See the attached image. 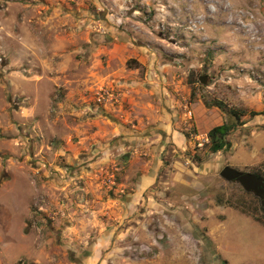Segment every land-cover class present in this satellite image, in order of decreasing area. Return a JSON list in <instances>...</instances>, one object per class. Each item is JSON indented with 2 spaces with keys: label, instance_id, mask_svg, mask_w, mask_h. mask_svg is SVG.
Returning a JSON list of instances; mask_svg holds the SVG:
<instances>
[{
  "label": "rangeland",
  "instance_id": "374dc122",
  "mask_svg": "<svg viewBox=\"0 0 264 264\" xmlns=\"http://www.w3.org/2000/svg\"><path fill=\"white\" fill-rule=\"evenodd\" d=\"M215 102L245 124L207 154L197 132L229 119ZM250 111H264V0H0V264H264V200L218 175L264 177ZM156 118L188 134L183 151ZM133 138L159 164L126 217L113 202Z\"/></svg>",
  "mask_w": 264,
  "mask_h": 264
},
{
  "label": "crops",
  "instance_id": "0c3cea01",
  "mask_svg": "<svg viewBox=\"0 0 264 264\" xmlns=\"http://www.w3.org/2000/svg\"><path fill=\"white\" fill-rule=\"evenodd\" d=\"M156 119L157 120H154L152 122L157 121V123L160 126V130L162 131L164 137H166V139L170 143H172L176 148L180 149V151H183L185 149L186 143H187L186 138L183 136V134L175 131L174 124L171 121L165 122L166 120L163 118H156ZM222 123H220V124H222ZM215 126H217V125H215ZM196 128H197V125H196ZM210 129H208L207 132ZM207 132H202V133L197 132V135L206 134ZM116 134H118V132H113L112 136H114ZM160 143H163V141H160ZM126 146H127L126 149L131 148V151H130V153H129L130 155L128 157L125 156L123 158L124 163H123V167L121 168V172L119 173V176H118V185L116 188V191L118 193L116 195L117 199H114L115 201L113 203L115 205H118V206L122 205L124 214L126 215V217H129V215H131L133 213V211L135 212L137 210L138 205H140V202L142 201V199L146 195V192L149 189H151L156 182V177H157L156 173L158 170V164L159 163L157 162L155 155L157 153L159 146L153 147L151 145V148L154 152L153 153L154 156L151 160L142 161V163L139 162V159H140L139 156L140 155H147V154L151 153L150 148H148L149 147L148 140H146V143L144 146H141V142L139 140L137 141L135 138H133V140H131L130 143ZM124 147H125V143H122L119 145L118 150L123 151ZM110 153H111V149H108V150H106L105 155H103L102 161L106 162L104 164L105 167L108 166L109 162H112L111 158L109 156V155H111ZM74 166L77 167L78 163L75 162ZM79 168L80 167L75 169L76 175H77ZM200 169L198 171H200ZM203 170H204V168H203ZM44 176H47L46 172L44 173ZM132 176L134 177V180H132V182H131L130 177H132ZM57 179H58V181L56 180V182H58V185L63 183L62 182L63 180L61 178H57ZM121 200H122V203H121ZM177 256L179 257L180 260H175L174 262H171V261L168 262L167 261V262H165V264H186V262L184 261L185 259L182 257V254L177 255Z\"/></svg>",
  "mask_w": 264,
  "mask_h": 264
},
{
  "label": "trees",
  "instance_id": "16d2710c",
  "mask_svg": "<svg viewBox=\"0 0 264 264\" xmlns=\"http://www.w3.org/2000/svg\"><path fill=\"white\" fill-rule=\"evenodd\" d=\"M214 107L222 110L225 114L229 116V119L225 120L222 124L212 127L207 132V137L209 138V144L206 145V153H216L219 151H223L229 148V143L227 141V136L229 135L232 128L237 125H244L245 122L242 121V117L246 114L245 112H238L237 110H227L220 104L219 102H215L213 104ZM249 119H253L258 116H264V111L254 112L250 111L247 113ZM230 121V122H229ZM231 123V124H230ZM185 138H188V134H184ZM193 160L195 162H200L201 159L199 156H194ZM264 210V208H262Z\"/></svg>",
  "mask_w": 264,
  "mask_h": 264
},
{
  "label": "water",
  "instance_id": "95a60500",
  "mask_svg": "<svg viewBox=\"0 0 264 264\" xmlns=\"http://www.w3.org/2000/svg\"><path fill=\"white\" fill-rule=\"evenodd\" d=\"M199 81L204 84L203 78ZM219 177L226 182L237 183L247 192L252 193L260 200H264V177L259 174L239 171L230 166H224L218 173Z\"/></svg>",
  "mask_w": 264,
  "mask_h": 264
},
{
  "label": "built area",
  "instance_id": "2783aa9c",
  "mask_svg": "<svg viewBox=\"0 0 264 264\" xmlns=\"http://www.w3.org/2000/svg\"><path fill=\"white\" fill-rule=\"evenodd\" d=\"M199 141L200 142H199L198 146L203 145L205 143H208L209 138L205 135ZM116 171H117V169L115 167H113L109 171L105 172V174L103 175V181H102L104 185L109 186V187H113L116 185V174H115ZM48 172L49 173H51V172L59 173V175H58L59 177L60 176H67L69 174L67 167H62V168L58 167V168H54V169H49Z\"/></svg>",
  "mask_w": 264,
  "mask_h": 264
},
{
  "label": "flooded vegetation",
  "instance_id": "af4514ba",
  "mask_svg": "<svg viewBox=\"0 0 264 264\" xmlns=\"http://www.w3.org/2000/svg\"><path fill=\"white\" fill-rule=\"evenodd\" d=\"M263 177V176H262Z\"/></svg>",
  "mask_w": 264,
  "mask_h": 264
}]
</instances>
